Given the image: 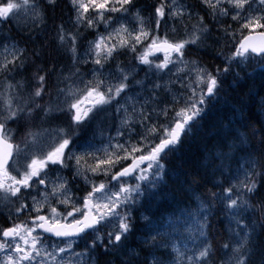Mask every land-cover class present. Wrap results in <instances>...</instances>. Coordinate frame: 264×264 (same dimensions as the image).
I'll return each instance as SVG.
<instances>
[{
  "label": "snow or ice",
  "instance_id": "snow-or-ice-1",
  "mask_svg": "<svg viewBox=\"0 0 264 264\" xmlns=\"http://www.w3.org/2000/svg\"><path fill=\"white\" fill-rule=\"evenodd\" d=\"M0 264H264V0H0Z\"/></svg>",
  "mask_w": 264,
  "mask_h": 264
},
{
  "label": "trees",
  "instance_id": "trees-1",
  "mask_svg": "<svg viewBox=\"0 0 264 264\" xmlns=\"http://www.w3.org/2000/svg\"><path fill=\"white\" fill-rule=\"evenodd\" d=\"M258 82L259 83L258 84L256 83V85H255L257 89H259L261 87V82L260 81H258ZM192 151H193V153H195V151H196L195 146H193V150Z\"/></svg>",
  "mask_w": 264,
  "mask_h": 264
},
{
  "label": "bare ground",
  "instance_id": "bare-ground-1",
  "mask_svg": "<svg viewBox=\"0 0 264 264\" xmlns=\"http://www.w3.org/2000/svg\"><path fill=\"white\" fill-rule=\"evenodd\" d=\"M258 81H260V78H259V77H256L255 85H256V83H257V84L259 83ZM193 154H194V153H193Z\"/></svg>",
  "mask_w": 264,
  "mask_h": 264
}]
</instances>
